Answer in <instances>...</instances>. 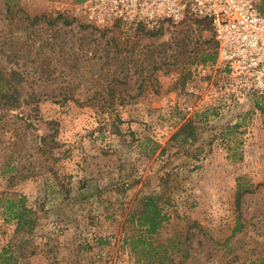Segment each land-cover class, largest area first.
Returning a JSON list of instances; mask_svg holds the SVG:
<instances>
[{"label": "rangeland", "instance_id": "374dc122", "mask_svg": "<svg viewBox=\"0 0 264 264\" xmlns=\"http://www.w3.org/2000/svg\"><path fill=\"white\" fill-rule=\"evenodd\" d=\"M133 1L0 0V68L23 46L35 58L25 15L66 16L63 39L83 53L76 70L45 47L33 75L59 78L35 79L39 112L0 107V264H264V93L234 85L207 22L149 23ZM185 37L187 50L175 53ZM108 49L130 61V93L149 79L138 96L112 112L53 101L77 77L92 94ZM115 68L108 73H125ZM52 132L57 144L40 152ZM145 197L169 216L154 233L137 220Z\"/></svg>", "mask_w": 264, "mask_h": 264}, {"label": "trees", "instance_id": "16d2710c", "mask_svg": "<svg viewBox=\"0 0 264 264\" xmlns=\"http://www.w3.org/2000/svg\"><path fill=\"white\" fill-rule=\"evenodd\" d=\"M76 1L79 2L81 0ZM10 10V7H7L6 12H10ZM19 10L20 8L15 9L14 12L18 13ZM23 19L28 21L27 25L25 24L23 26L24 30L27 31L24 35L25 41L27 38L32 40L33 43L38 41L36 55L34 54L35 58H31L32 53L26 48L27 46H25V48L23 46L19 49H13L7 53L5 57L7 66L0 68V107L4 114L17 110L23 105L29 106L31 112L38 113L41 95H38L33 87L35 79L42 78L45 81H49V85L58 82L59 77L56 75L57 73H54V76L52 73L46 76L38 75L37 77L33 75L32 71H39L42 67V64L40 65L39 55L43 53L45 47H48L50 52L61 54L62 63L76 70L79 68V61L83 55V53L79 51L80 47L74 49L63 39L61 31L71 24V20L66 16L62 14H58L55 17H46V14L33 17L25 15ZM40 23H45L46 26H40L42 25ZM37 24L40 25L38 26ZM47 28H49V32L46 31ZM187 39L190 40L185 37L174 42L175 53H177V48L183 51L187 50L189 44ZM186 40L187 42H185ZM205 43H209V40L205 41ZM110 47L115 48L116 45ZM73 49L74 51L69 52V50ZM116 53V49H113V51L112 49L106 50L105 59L108 60L98 66L99 71H97L96 75L91 76L90 79L91 86H98L92 94L84 95L78 90L81 81H83V77H77V79L69 81L64 79V82L59 81L58 91L51 95L53 101L61 104L73 101L78 105H98L99 110L102 112H112L115 111L117 105L125 104L138 96V94L141 93V88L145 86L149 79L140 78L134 80V82L138 83L137 89H139V91L137 93H130L129 90L131 82L133 81L128 74L130 61L127 58L118 59ZM210 58L214 59V55ZM67 62H69V64H67ZM114 68H119L120 71H125V73L123 75L109 74L108 72ZM153 84L155 85V82ZM154 90L156 91V89ZM47 96L48 95H46V97ZM30 116L31 115L28 114L24 119L25 121L27 120V125H31V121L29 120ZM40 138L42 144L40 146L38 145V150L45 154L52 152V147L57 144V141L53 140L54 133H48ZM154 144L157 146L155 142ZM14 218L17 219L18 225H21L26 220V214L24 212H18L15 213ZM167 218H169V216L162 212L161 207L153 197L144 198L143 209L137 219L140 226H144L147 232L154 233L158 231L163 221ZM239 227L240 225L237 223L235 228L238 229ZM129 240L137 242L140 239L132 236ZM142 244L141 250L144 256L155 260L154 256H156V254L154 253L155 247L153 244L144 240ZM168 257H158L157 261L160 264H164V261Z\"/></svg>", "mask_w": 264, "mask_h": 264}, {"label": "built area", "instance_id": "2783aa9c", "mask_svg": "<svg viewBox=\"0 0 264 264\" xmlns=\"http://www.w3.org/2000/svg\"><path fill=\"white\" fill-rule=\"evenodd\" d=\"M149 23L186 14L210 25L217 62L234 85L264 93V0H134ZM241 91V90H240Z\"/></svg>", "mask_w": 264, "mask_h": 264}]
</instances>
